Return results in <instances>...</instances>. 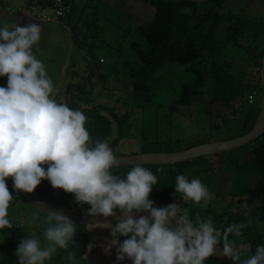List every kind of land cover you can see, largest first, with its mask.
<instances>
[{
	"label": "clouds",
	"instance_id": "clouds-1",
	"mask_svg": "<svg viewBox=\"0 0 264 264\" xmlns=\"http://www.w3.org/2000/svg\"><path fill=\"white\" fill-rule=\"evenodd\" d=\"M42 38L37 23L0 21V77H7L6 86H0V230L14 227L8 210L18 199L9 191L7 179H12L17 197L19 192H34L47 180L53 189L73 194L77 205H90L89 216L122 213L114 226L108 224L112 235L118 234L109 245L118 244L117 262L127 258L132 264H205L220 245V255L234 264H264V243L250 258L241 259L235 241L229 239L240 237L246 223L217 229L211 217L192 219L179 202L157 207L149 199L157 176L143 163L134 164L123 176L113 173L119 160L109 142L93 141L85 114L55 99L53 80L37 58ZM177 194L196 204L213 199L200 179L189 180L183 174L175 177L173 196ZM37 205L47 209L42 202ZM142 211L149 215H133ZM45 220L46 245L26 236L17 245L16 264L51 262L58 250L75 244L78 227L69 216L47 209ZM121 236L126 237L122 243ZM75 259L76 253L69 252L68 260Z\"/></svg>",
	"mask_w": 264,
	"mask_h": 264
},
{
	"label": "trees",
	"instance_id": "trees-1",
	"mask_svg": "<svg viewBox=\"0 0 264 264\" xmlns=\"http://www.w3.org/2000/svg\"><path fill=\"white\" fill-rule=\"evenodd\" d=\"M33 1L35 0H29V4ZM37 1L41 7L46 5L44 0ZM137 1L152 12L153 18L138 25L139 39L133 40L130 45L141 61L139 66L130 71L132 80L129 88L134 105L152 102L159 79L155 75L156 72L167 64H177L191 73L194 80L191 84L181 85L172 107L176 104H192L207 95L205 113L208 115L209 132L221 130L238 118L241 122L235 135L228 134L222 139L237 137L248 132L258 114V100L255 98L256 103L250 104L247 97L252 91L261 93L260 66L264 54V22L242 14L224 12L223 8L227 0ZM73 25L76 32V22ZM248 29L254 30V33L248 35L252 37L251 43L249 42L244 48L250 53L252 60L258 61L259 70L255 76H250L248 71H235L224 58L227 47L238 43ZM76 34L79 38L77 32ZM80 42L86 45V40L80 39ZM98 77L104 79L106 75L98 73ZM63 103L85 114L88 118L85 127L93 141L107 140L114 153L118 154L115 148L119 141L121 124L128 120L127 115H121L113 107L109 108L103 103H96L92 93L81 87L80 83L67 85ZM113 123L118 125L117 136H113ZM200 143L205 142L190 144L188 147ZM175 150L179 149L173 148L170 140L158 139L144 144L139 152ZM222 155L225 157H221ZM213 157H216L217 161H213L211 159ZM225 158L229 172V190L223 208H215L211 203L202 205L192 201L184 202L179 194L173 196L177 175L183 174L189 180L193 178L201 180L223 166ZM144 166L157 176L158 183L153 186L149 194V199L157 207L179 202L192 219L196 216L201 219L211 217L217 229L227 228L233 223H246L248 227L242 230L240 237L229 236L230 240L235 241L237 249L242 248L239 251L241 259L250 258L255 254L256 246L264 243V225H262L264 223V134L239 149L222 154L197 157L173 164ZM131 167L116 166L112 171L123 176L131 170ZM6 183L14 198H18L10 204L14 206L23 198L20 193L17 197V190L13 188L11 178H8ZM36 190L43 197L61 205L81 210L90 207L87 204L82 207L77 205L73 194L66 193L63 189H53L47 180H43ZM37 212L42 214L45 220V214ZM108 224L114 226L116 223H77L75 244L70 242L67 250H58L53 260L46 261L45 264H132L127 258L120 262L116 261L118 244L110 248L109 245L118 234L112 235ZM38 234V236L28 234V237L35 236L41 240L42 245H46L44 237L39 232ZM25 237L22 236L17 242L11 243L2 264H16L18 257L15 251L19 242ZM124 239L126 237L118 238L121 243ZM69 252L76 253L75 261L68 260ZM205 264L227 263L213 255L205 261Z\"/></svg>",
	"mask_w": 264,
	"mask_h": 264
},
{
	"label": "rangeland",
	"instance_id": "rangeland-1",
	"mask_svg": "<svg viewBox=\"0 0 264 264\" xmlns=\"http://www.w3.org/2000/svg\"><path fill=\"white\" fill-rule=\"evenodd\" d=\"M73 1L76 18L83 8L80 15L82 21H86L78 22L75 19V22L76 32L82 40H86V45L80 46L81 42L75 39L69 29L74 43L73 48L70 49L73 57L70 61H73V65L53 73L51 78L56 89L54 96L57 101L62 102L61 92L65 90L66 85L77 82L92 93L96 103H103L109 108L113 107L121 115H127L128 120L121 124L119 141L115 148L119 155L138 153L144 144L158 139H168L173 148L183 149L201 141L222 139L228 134L235 135L240 126V118L221 130L209 132L208 115L205 113L207 95L192 104H176L172 107L181 85L191 84L194 80V76L181 65L167 64L158 70L155 75L159 79L153 101L134 105L129 88L132 80L130 71L139 66L141 61L130 45L133 40L139 39L136 26L140 24V19L152 20L153 14L150 10L143 9L140 12L135 6L118 4L115 9L109 7V2L105 0ZM223 10L226 13L242 14L264 22V0H227ZM93 18H96L95 21H92ZM84 23L85 27L82 28ZM55 27L63 30L66 28L60 24ZM253 33L252 29L246 30L245 36L240 38L238 43L227 47L224 56L235 71H248L250 76H255L259 70L258 61L252 60L250 53L244 48L252 38L248 35ZM37 58L44 63L43 57L39 55ZM100 59L103 63L99 62ZM45 66L48 72L49 65L45 64ZM98 73L105 74L106 78H99ZM6 83V76L0 78V86H6ZM260 94L256 97L258 106ZM113 127V136H117L118 125L113 123ZM211 159L217 161L216 157ZM226 162L227 158L223 166L201 179L213 199L202 201L200 204L211 203L218 209L225 206L229 190ZM8 211V218L14 227L0 230V264L4 262V255L12 242H17L20 237L28 234L38 236V232L43 236L47 226L44 216L23 199L14 206L10 205ZM240 249L242 248L238 250L241 251Z\"/></svg>",
	"mask_w": 264,
	"mask_h": 264
},
{
	"label": "water",
	"instance_id": "water-1",
	"mask_svg": "<svg viewBox=\"0 0 264 264\" xmlns=\"http://www.w3.org/2000/svg\"><path fill=\"white\" fill-rule=\"evenodd\" d=\"M197 1H203V0H197ZM73 18H74V1L71 0L70 20H69L70 30L74 35L75 39L78 42H80V39L78 38L74 29ZM81 44L84 45L82 42ZM260 79H261V94L259 99L257 118L253 126L245 134L233 138L211 140L205 143H200L197 145H193L175 151H167V152L148 151V152H138L131 155L115 154L119 160L118 166H134V164L137 163H143L144 165H156V164L163 165V164H173V163L183 162L197 157L210 156V155L222 154L225 152L233 151L261 137L264 134V54L261 58ZM88 80H89V76H88ZM19 193L21 194L22 198L35 210L43 214L47 212V209L60 210L64 212V214L69 216L71 220L75 222V224L117 223V221L120 220L122 217V213H120L119 210H114L116 212V215L114 216H109V217H104L102 215L89 216L87 214V209L84 210L75 209L69 206L58 204L52 200L43 197L36 189L32 193H25V192H19ZM38 202H42V204L45 205L47 209H45L42 205H37ZM133 215L136 218H139L140 216H148L149 213L142 211V212L133 213ZM171 224L172 226H175L176 221L172 220ZM215 247L217 249V251L214 253L215 257H217L219 260H221L224 263L234 264L231 258L220 255V251H221L220 245H217Z\"/></svg>",
	"mask_w": 264,
	"mask_h": 264
},
{
	"label": "crops",
	"instance_id": "crops-1",
	"mask_svg": "<svg viewBox=\"0 0 264 264\" xmlns=\"http://www.w3.org/2000/svg\"><path fill=\"white\" fill-rule=\"evenodd\" d=\"M105 2H109L108 6L109 7L112 6L115 9L117 8L118 5H123V6L130 5L132 7L135 6L137 11H140V12L143 9L149 10L145 7L144 4H142L141 2H138L137 0H105ZM82 9L79 11V14L76 18V12L74 8L73 23L75 22V19L78 20V22L86 21V20L82 21V17H81L82 15H80L82 14L81 13ZM12 19H15L18 25L20 26H24L28 23H37L41 25L43 38L40 44L41 50L38 53L37 57L40 55V57L44 58V63L49 65L48 73L50 77H52L55 71L59 69H66L69 65H73V61H70L73 59V57L70 54V49L73 48L72 46L74 44L72 42V37H71L72 35L69 31L70 18H68L67 22L65 23H60L56 20L54 21L47 20L44 17V14L41 13L40 11L31 10L29 0H0V21L12 20ZM95 19L96 18H93L92 21H95ZM144 21L146 20L141 18L139 23L141 24ZM58 24H60L63 27L66 26V28L63 30L61 28L59 29L55 27V25H58ZM84 27H85V23L82 24V28ZM136 27H138V25ZM79 39H82V38L79 37ZM99 62L103 63V60ZM73 84H78V83L75 82ZM66 87H65V90H66ZM65 90L61 92L62 103L65 101Z\"/></svg>",
	"mask_w": 264,
	"mask_h": 264
},
{
	"label": "built area",
	"instance_id": "built-area-1",
	"mask_svg": "<svg viewBox=\"0 0 264 264\" xmlns=\"http://www.w3.org/2000/svg\"><path fill=\"white\" fill-rule=\"evenodd\" d=\"M45 6L41 7L37 0L30 4L31 10H38L44 14L47 20L58 21L60 23L67 22L68 14L70 13L71 0H44ZM102 61V60H100ZM257 92L252 91L248 94L247 101L252 104L255 101Z\"/></svg>",
	"mask_w": 264,
	"mask_h": 264
}]
</instances>
